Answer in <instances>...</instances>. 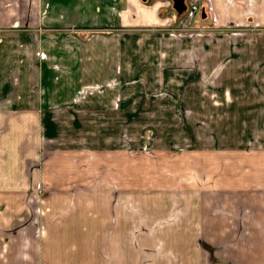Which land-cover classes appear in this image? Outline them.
Wrapping results in <instances>:
<instances>
[{
	"label": "crops",
	"instance_id": "0c3cea01",
	"mask_svg": "<svg viewBox=\"0 0 264 264\" xmlns=\"http://www.w3.org/2000/svg\"><path fill=\"white\" fill-rule=\"evenodd\" d=\"M33 1L42 29L76 30L45 32L33 44L24 35L0 60V264H264V143L152 158L49 143L83 127L86 110L110 113L104 99L147 96L141 84L126 89L128 48L119 34L172 22L167 0ZM184 6L206 8L218 25L248 26L245 58L234 53L231 63V80L248 90L231 94L230 105L237 115L256 113L244 118L247 128L264 130V0ZM116 78L120 85L108 89ZM158 82L172 80L163 74ZM132 103L118 99L125 116ZM148 112L164 115L155 124L173 114Z\"/></svg>",
	"mask_w": 264,
	"mask_h": 264
},
{
	"label": "rangeland",
	"instance_id": "374dc122",
	"mask_svg": "<svg viewBox=\"0 0 264 264\" xmlns=\"http://www.w3.org/2000/svg\"><path fill=\"white\" fill-rule=\"evenodd\" d=\"M34 4L33 0H0V60L5 58L8 42L21 41L22 36L30 38L33 44L45 32L75 33L76 28L73 27L62 28L63 30L42 29L38 20L32 16ZM165 4L174 11L172 12L175 19L172 22L168 21L164 26L142 31H121L119 34L121 38L126 37L128 48L124 52L125 55L121 52L127 62L124 66L127 70L125 74L129 75L126 77V89H134V85L141 84L142 94L147 96L134 99L129 98L128 93L125 94L126 98H122L123 95L120 93V97L118 95L112 99H104L105 104L111 105L113 109L110 113L97 110L92 113L86 110L87 114H79L80 120L84 123L83 127L75 131L71 129L60 131V139L48 141L50 145L52 143L57 145L52 147L61 149L65 147L64 143H71L80 149L86 147L100 149L101 155L106 151L114 153L121 151L129 156L152 158L158 154L189 153L190 150L200 148L208 150L263 145L264 130L247 128L250 124L244 119L256 113L237 115L238 113L231 111L230 105L231 99H234L231 94L240 95L238 94L240 92L246 96L248 90L247 82L231 80V74L236 73L231 66L232 55L244 53L240 57L245 58L248 26H236L233 23L218 25L209 11L203 7L202 9L195 7L194 10L186 7L184 11L178 13L172 0H167ZM168 15L170 17V14ZM137 41L143 48L132 47L129 50L131 44ZM115 56L119 57L118 54ZM134 59L137 60L136 64ZM147 60H151L152 63L144 66ZM141 61H144L143 64ZM140 70L142 78L141 73L138 74ZM135 74L141 78L140 81L130 80ZM163 74H168L172 80L168 85L158 82ZM5 79L4 77L3 80ZM2 84L0 82V87ZM106 84L108 89L120 85L117 78ZM93 92L95 93L94 89L83 90L86 95ZM151 94L158 97H149ZM166 98H174V109L170 104L171 100ZM118 99L133 101L125 109L127 116L118 107ZM166 102L168 104H165ZM151 107L159 112L172 110L173 114L166 120H158L155 124L153 120L157 119L156 116L161 118L164 115H150L147 110ZM241 116L245 123L241 121L239 124L242 123L240 125L244 128H240L237 123ZM87 122L88 128L85 125ZM2 134L0 131V135ZM65 138H69V142L65 141ZM127 201L130 202L129 196ZM97 244L102 243L96 242L95 245ZM158 244L160 246L165 243ZM102 246L96 250H101ZM111 246L115 250L116 243H111ZM127 249L128 253L133 250L129 243Z\"/></svg>",
	"mask_w": 264,
	"mask_h": 264
},
{
	"label": "water",
	"instance_id": "95a60500",
	"mask_svg": "<svg viewBox=\"0 0 264 264\" xmlns=\"http://www.w3.org/2000/svg\"><path fill=\"white\" fill-rule=\"evenodd\" d=\"M174 3V9L178 12L181 13L184 11L185 6H184V0H172Z\"/></svg>",
	"mask_w": 264,
	"mask_h": 264
}]
</instances>
